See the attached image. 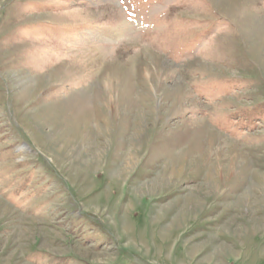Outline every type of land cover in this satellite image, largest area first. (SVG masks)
Wrapping results in <instances>:
<instances>
[{
  "label": "rangeland",
  "instance_id": "rangeland-1",
  "mask_svg": "<svg viewBox=\"0 0 264 264\" xmlns=\"http://www.w3.org/2000/svg\"><path fill=\"white\" fill-rule=\"evenodd\" d=\"M261 28L264 0H0V264H264Z\"/></svg>",
  "mask_w": 264,
  "mask_h": 264
},
{
  "label": "bare ground",
  "instance_id": "bare-ground-1",
  "mask_svg": "<svg viewBox=\"0 0 264 264\" xmlns=\"http://www.w3.org/2000/svg\"><path fill=\"white\" fill-rule=\"evenodd\" d=\"M264 28H261V30H263ZM260 39H262V38H260ZM263 40V39H262Z\"/></svg>",
  "mask_w": 264,
  "mask_h": 264
}]
</instances>
